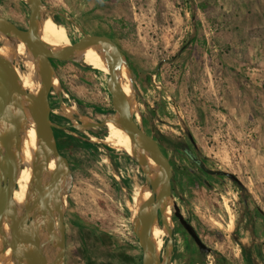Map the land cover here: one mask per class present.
Returning <instances> with one entry per match:
<instances>
[{
    "label": "rangeland",
    "instance_id": "obj_1",
    "mask_svg": "<svg viewBox=\"0 0 264 264\" xmlns=\"http://www.w3.org/2000/svg\"><path fill=\"white\" fill-rule=\"evenodd\" d=\"M202 1L42 0V13L63 25L72 43L104 36L124 54L141 115L136 124L171 165L173 198L166 203L173 224L169 239L161 230L157 237L165 263L264 264V0L261 6L218 0L223 12L209 18L197 7ZM0 15L28 27L29 8L21 0H0ZM255 47L260 51L251 62L255 54L247 51ZM53 66L60 93H49L51 122L73 174L64 211L65 264H142L126 202L136 183H146L143 172L134 158L116 156L53 113L73 105L98 123L114 118L108 75L80 58ZM95 129L87 133H103ZM183 149L207 169L234 175L244 189L227 176L206 174ZM175 203L210 256L199 253L173 216ZM77 226L89 234L84 248L83 238H73Z\"/></svg>",
    "mask_w": 264,
    "mask_h": 264
},
{
    "label": "water",
    "instance_id": "obj_2",
    "mask_svg": "<svg viewBox=\"0 0 264 264\" xmlns=\"http://www.w3.org/2000/svg\"><path fill=\"white\" fill-rule=\"evenodd\" d=\"M27 5L29 19L26 30L19 29L10 20L0 15V31L7 38L20 40L33 47L35 65L42 84L39 97L30 96L0 58V259L4 257L7 250H10L15 264H65L66 236L63 202L72 187L73 174L68 161L58 150L51 122L52 109L48 97L57 80L53 61L75 62L77 58L81 59V55L92 46L103 45L107 52L106 61L110 73L106 86L113 108L118 116H122L121 126L133 138V157L154 193V203L142 209L133 222V232L142 251V264H167L154 253L147 239V233L152 224L162 222V208L169 199L173 198L171 165L162 153L158 142L136 124L131 107L118 92L117 83L120 68L125 61L124 54L111 39L89 35H85L72 45L48 49L39 36L36 23L37 16L42 13V0H29ZM106 120L100 123L94 122L89 125V128H103ZM32 125L40 129L38 157L33 168V179L25 197L23 211L18 214L12 203L13 172L19 162L20 154L18 139ZM183 151L206 174L227 176L239 183L234 175L207 169L204 163L189 150L183 149ZM152 153L161 172L160 180L153 178L146 167L144 155ZM48 156L58 164L57 174L50 179L46 178L49 168ZM42 182L45 184L41 185ZM173 216L197 246L199 253L210 254L211 249L200 240L192 226L182 217L176 203ZM54 223H57L59 234L56 233ZM5 228L10 231V240L4 237ZM39 238L44 239L52 249L54 259L51 262H47L39 250Z\"/></svg>",
    "mask_w": 264,
    "mask_h": 264
},
{
    "label": "bare ground",
    "instance_id": "obj_3",
    "mask_svg": "<svg viewBox=\"0 0 264 264\" xmlns=\"http://www.w3.org/2000/svg\"><path fill=\"white\" fill-rule=\"evenodd\" d=\"M24 3H28L29 0H21ZM39 19V22H38ZM36 23L38 26L39 36L43 44L48 49H58L68 45H72L67 30L63 25L56 24L49 12L40 13L37 16ZM107 57L106 49H101L93 55L84 56L81 55V61L85 66H93V69L100 70L110 75L108 65L106 61H103ZM0 58L6 67L12 72L16 79L20 82L24 90L29 93L30 96L39 97L42 84L40 81V74L35 65V51L32 46L17 39H9L6 35L0 31ZM131 71L124 61L120 68L119 78L117 83V89L120 94L123 92L127 98L126 102L131 107L134 114L135 122H141V115L139 112L138 104L134 98V90L131 83ZM53 91L60 93V89L57 81L53 86ZM123 91V92H122ZM124 97V96H123ZM53 113L57 116H66L73 127L79 132H83L86 136H89V140L101 143L105 146L106 150L109 149L116 154H124L130 158L133 157V138L125 131L121 126L122 116L117 114L114 118H107L106 124L103 127V133L101 135H94L87 133V130H91L93 133H97L95 127L89 128V125L96 122L88 115L80 113L73 105H62L61 109H54ZM138 126L140 127V125ZM40 129L34 125L31 126L26 132L22 133L18 139V145L20 149L19 162L16 169H14V184L12 193V203L14 210L20 214L23 211L25 197L28 193L30 185L33 179V168L38 157V144H39ZM122 156V155H121ZM147 170L156 180H160L161 172L156 164L155 155H144ZM49 168L46 174V178L50 179L57 174L58 164L54 159L48 156ZM106 164H110V160L106 158L104 160ZM45 183L42 182L41 185ZM154 203V193L150 189L149 184L138 182L134 185L131 192L130 200L126 206L130 213V223L132 224L138 216L139 212L145 207L151 206ZM67 199H64L63 206L66 208ZM174 212V208H173ZM161 223H154L148 230L147 239L151 237V246L155 254L160 256V252L163 249V240H158V234H164L165 238H170L171 226L173 224L170 218V207L166 203L161 211ZM56 233H58L57 223H54ZM4 237L10 240V231L5 228ZM167 245V244H166ZM168 246L172 247V241L168 242ZM38 248L45 257L47 262H51L54 259V253L52 249L47 245L46 241L42 238L38 240ZM161 257V256H160ZM164 263L166 260L161 258ZM0 264H15L10 250H7L6 254L0 259Z\"/></svg>",
    "mask_w": 264,
    "mask_h": 264
},
{
    "label": "trees",
    "instance_id": "obj_4",
    "mask_svg": "<svg viewBox=\"0 0 264 264\" xmlns=\"http://www.w3.org/2000/svg\"><path fill=\"white\" fill-rule=\"evenodd\" d=\"M105 2H109L110 0H104ZM199 9H201L204 13H205V15L209 18V17H211V14L212 13H214L215 11H216V13H215V15L214 16H219L220 14H222V12H223V9H222V6L220 5V3L218 2V0H204V1H202V2H200L199 4H198V6H197ZM202 160H204V157H202ZM237 184H239V183H237ZM242 189H244L241 185H239ZM77 227H79L78 229V231H75V233H74V239H77V240H79V237L80 238H83L84 240V242H82V244H83V248H84V246H85V241H86V239H88V237H89V234H88V231L84 228V227H80V226H77ZM78 237V238H77ZM95 244H98V243H95ZM93 245V244H92ZM91 245V246H92ZM91 246H89V248L90 249H93V248H91ZM97 246H99L98 247V251L99 252H101V245L99 244V245H97ZM94 247V246H93ZM89 252V251H88ZM94 251H90V253H93ZM98 252V253H99ZM203 255H205V254H203ZM208 256H210V255H208ZM100 261H98V263H99ZM97 263V264H98Z\"/></svg>",
    "mask_w": 264,
    "mask_h": 264
},
{
    "label": "crops",
    "instance_id": "obj_5",
    "mask_svg": "<svg viewBox=\"0 0 264 264\" xmlns=\"http://www.w3.org/2000/svg\"><path fill=\"white\" fill-rule=\"evenodd\" d=\"M86 1H88V0H86ZM230 1H231V0H230ZM230 1H229V2H230ZM236 1H237V0H236ZM247 1H249V0H247ZM82 3H83V0H82ZM245 3H246V1H245ZM256 3H257V5L259 4L258 6H261L260 4H262V0H250L247 4H250V5H256ZM97 4H98V2H97V3H93V4H91V5H92V7H93V6L97 5ZM234 4H235V2H234ZM88 10H89V9H88ZM253 12L256 13V10L253 9ZM259 37H260V38H261V37L263 38L264 35L261 34V36H259ZM254 39H256V38H254ZM70 40H71V39H70ZM71 42H72V41H71ZM256 48H257V47H255V48H250V49H248V51L246 50V51L248 52L249 55H250V54H255L254 57L250 56V57H252V58H251V62H252L253 59L256 58V53L260 51V50L257 51Z\"/></svg>",
    "mask_w": 264,
    "mask_h": 264
},
{
    "label": "flooded vegetation",
    "instance_id": "obj_6",
    "mask_svg": "<svg viewBox=\"0 0 264 264\" xmlns=\"http://www.w3.org/2000/svg\"><path fill=\"white\" fill-rule=\"evenodd\" d=\"M87 139H89V136H87Z\"/></svg>",
    "mask_w": 264,
    "mask_h": 264
}]
</instances>
